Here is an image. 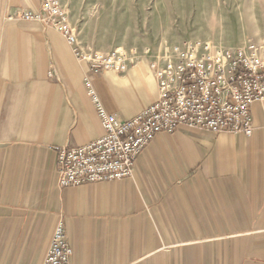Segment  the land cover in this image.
Returning a JSON list of instances; mask_svg holds the SVG:
<instances>
[{
  "label": "crops",
  "instance_id": "crops-1",
  "mask_svg": "<svg viewBox=\"0 0 264 264\" xmlns=\"http://www.w3.org/2000/svg\"><path fill=\"white\" fill-rule=\"evenodd\" d=\"M41 6L0 0V264H41L59 220L72 264H264V101L252 136L183 126L156 135L131 177L61 187L54 146L104 134L87 81L120 119L159 86L145 59L92 72L59 31L23 19Z\"/></svg>",
  "mask_w": 264,
  "mask_h": 264
},
{
  "label": "built area",
  "instance_id": "built-area-1",
  "mask_svg": "<svg viewBox=\"0 0 264 264\" xmlns=\"http://www.w3.org/2000/svg\"><path fill=\"white\" fill-rule=\"evenodd\" d=\"M22 17L59 31L76 57L94 73L123 72L134 62L135 50L120 47L102 52L82 44L79 29L60 0H42L40 11H26ZM151 67L159 97L128 119L110 113L87 81L104 134L78 147L54 146L61 187L131 177L139 155L156 135L173 133L183 126L253 135L251 108L264 101V39L234 48L207 40H186L166 46ZM73 255L65 224L59 220L41 264H72Z\"/></svg>",
  "mask_w": 264,
  "mask_h": 264
},
{
  "label": "rangeland",
  "instance_id": "rangeland-1",
  "mask_svg": "<svg viewBox=\"0 0 264 264\" xmlns=\"http://www.w3.org/2000/svg\"><path fill=\"white\" fill-rule=\"evenodd\" d=\"M60 1L82 44L135 50L132 64H152L166 46L186 40L234 48L264 39V0Z\"/></svg>",
  "mask_w": 264,
  "mask_h": 264
}]
</instances>
